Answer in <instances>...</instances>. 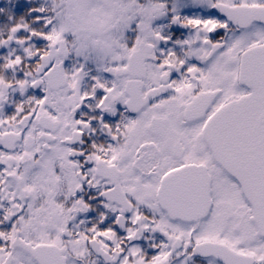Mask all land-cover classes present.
Listing matches in <instances>:
<instances>
[{
    "label": "snow or ice",
    "instance_id": "snow-or-ice-1",
    "mask_svg": "<svg viewBox=\"0 0 264 264\" xmlns=\"http://www.w3.org/2000/svg\"><path fill=\"white\" fill-rule=\"evenodd\" d=\"M0 264H264V0H0Z\"/></svg>",
    "mask_w": 264,
    "mask_h": 264
},
{
    "label": "flooded vegetation",
    "instance_id": "flooded-vegetation-1",
    "mask_svg": "<svg viewBox=\"0 0 264 264\" xmlns=\"http://www.w3.org/2000/svg\"><path fill=\"white\" fill-rule=\"evenodd\" d=\"M16 0H8V4L11 6L15 5Z\"/></svg>",
    "mask_w": 264,
    "mask_h": 264
}]
</instances>
